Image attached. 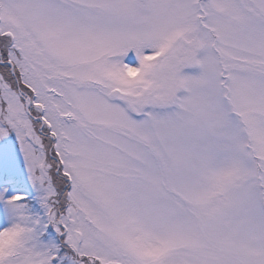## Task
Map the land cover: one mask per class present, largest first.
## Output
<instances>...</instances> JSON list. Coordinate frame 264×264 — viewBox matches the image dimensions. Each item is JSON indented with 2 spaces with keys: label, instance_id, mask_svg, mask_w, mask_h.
<instances>
[{
  "label": "snow or ice",
  "instance_id": "6c2138e0",
  "mask_svg": "<svg viewBox=\"0 0 264 264\" xmlns=\"http://www.w3.org/2000/svg\"><path fill=\"white\" fill-rule=\"evenodd\" d=\"M0 264H264V0H0Z\"/></svg>",
  "mask_w": 264,
  "mask_h": 264
}]
</instances>
